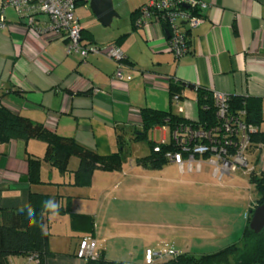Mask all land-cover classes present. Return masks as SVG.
<instances>
[{"label": "crops", "instance_id": "obj_1", "mask_svg": "<svg viewBox=\"0 0 264 264\" xmlns=\"http://www.w3.org/2000/svg\"><path fill=\"white\" fill-rule=\"evenodd\" d=\"M146 1L134 4L127 17L111 30L101 27L87 1L80 0L75 7V16L82 21L83 43H115L126 56L122 81L113 79L116 65L108 57L90 55L82 63L77 54L67 53L66 39L51 32L47 15L35 16L37 33L28 29L14 9L6 8V27L0 30V104L50 132L72 137L101 156L121 149V140L124 150L127 139L135 138L141 128L142 108L170 110L185 120L197 121V89L256 102L264 115V0H204L208 5L203 10L204 20L189 32L188 51L178 58L168 49L160 25H135L137 11ZM171 81L184 85L177 105L170 102ZM157 129L162 133L160 141L168 140V131L160 126L152 131ZM260 130L264 131V124ZM45 149L46 144L36 139L0 142V208H21L30 193L51 196L44 190L43 178V171L51 168L49 164H41L43 183L27 180L28 154L41 158ZM135 159L124 162L120 170H95L90 185L81 187L73 185L78 159L71 157L68 178L57 177L53 183L56 194L50 199L60 207L66 201L73 213L93 217L92 237L104 258L142 264L146 249L168 248L200 255L239 240L245 216L256 199L243 200L241 216L234 210L212 212L207 225H201L198 210L190 211L186 221L179 214L177 221L167 222L163 212L157 220L149 210L136 208V197L154 193L152 181L143 174L147 168L137 165ZM163 168L158 170L163 173ZM55 172L51 170L58 174ZM193 172L186 168L180 171ZM229 179L228 189L234 199L242 200L237 187L246 185L234 175ZM162 185L159 192L163 197ZM226 191L218 197L229 194ZM83 236L80 233L78 241ZM222 243L227 244L218 246ZM52 249L54 257L46 264H86L74 252L58 255L57 248ZM18 257H9L10 264L35 262L28 259L20 263Z\"/></svg>", "mask_w": 264, "mask_h": 264}, {"label": "trees", "instance_id": "obj_2", "mask_svg": "<svg viewBox=\"0 0 264 264\" xmlns=\"http://www.w3.org/2000/svg\"><path fill=\"white\" fill-rule=\"evenodd\" d=\"M135 14V13H134ZM83 36V31H81ZM184 85L178 81L169 83L170 102L172 96L182 93ZM233 111L246 110L245 120L256 127L251 134V144H264V131L260 126L264 124V115L256 102H250L245 98L231 97L229 100ZM198 122L209 126L215 123L214 107L211 94L197 89ZM141 128L136 130L134 139H146L149 131L156 126H168L171 128L180 122H190L172 111H160L152 108L140 110ZM168 119L167 122L165 120ZM196 122V121H192ZM9 139L27 141L36 139L46 144V149L41 158L27 156V180L31 184L43 183L41 180V164L47 163L55 167L59 172L67 171L71 157L78 159V165L73 172V185L89 186L95 170L115 171L120 170L125 162L123 141H120L121 149L107 156H101L93 150L77 143L72 137L60 136L48 131L42 124L14 115L0 104V142ZM151 143V152L135 159L137 165L147 169H161L169 161L165 152L174 150L172 144ZM159 144L160 150L153 148ZM249 183L254 187L257 198L255 205L246 214V224L239 240L216 252L195 255L187 252H178V255L158 261L154 264H264V228L258 233L253 232L248 224L252 210L260 204H264V169L259 168L258 173H249ZM50 200L48 195L30 193L27 204H30L35 212L37 224L30 226L27 218V209L24 212L20 208H0V264H10L11 256H34L36 264H46L54 253L49 250L48 233L45 231L44 215L41 216L43 202ZM61 212L69 214L72 230L92 236L94 231V219L90 215L76 214L67 203L66 209L60 207ZM84 237V236H83ZM86 264H129L120 261L108 260L100 253L96 260L87 261ZM145 264V263H142Z\"/></svg>", "mask_w": 264, "mask_h": 264}, {"label": "built area", "instance_id": "obj_3", "mask_svg": "<svg viewBox=\"0 0 264 264\" xmlns=\"http://www.w3.org/2000/svg\"><path fill=\"white\" fill-rule=\"evenodd\" d=\"M80 0H2L0 5V30L6 27L5 9L11 7L17 15L25 19L29 30L37 32L35 16L45 14L49 17V29L58 37L66 39V52L77 54L82 63L90 55H102L115 62L113 79L125 78L127 58L115 43H83L82 29L75 16V7ZM88 2V0H85ZM204 0H148L142 4L135 17L137 27L147 28L157 23L164 30L168 49L175 57L188 51V34L204 20L203 10L207 8ZM38 33V32H37ZM166 33L168 36H166ZM215 123L209 126L200 122H180L163 130L169 138L159 143L172 144L174 150L165 152L169 162L178 166L180 171L201 172L204 166L218 180L237 170L254 171L258 165L264 169V144L252 146L250 136L257 129L245 120L246 110L233 111L229 94L221 91L211 93ZM179 94L172 96V103H179ZM168 119L165 120L167 122ZM159 151V144L153 148ZM254 164V165H253ZM246 218V216H245ZM96 240L92 236L81 237L75 256L85 262L100 257ZM178 255L174 249L144 251L143 263L154 264ZM29 261H36L29 256Z\"/></svg>", "mask_w": 264, "mask_h": 264}, {"label": "rangeland", "instance_id": "obj_4", "mask_svg": "<svg viewBox=\"0 0 264 264\" xmlns=\"http://www.w3.org/2000/svg\"><path fill=\"white\" fill-rule=\"evenodd\" d=\"M139 1L140 0H112L113 8L119 12V16L116 15L118 17L114 20L113 25L104 26L100 24L101 27L104 29H113L119 20L122 22L127 17L130 8ZM90 12L89 10V14L91 15ZM80 21L81 20H79V22ZM171 104L173 103L171 102ZM161 134V130L157 129L149 131L146 139H127V142L124 144L125 163L128 164L129 161L135 159L136 156L144 157L148 155L151 152L150 140L152 142H159ZM166 138H169V132H166ZM49 167L51 168H47L43 171V178L46 180L44 190H46L47 194L53 196L56 194L55 184L53 183L57 182L55 181L57 177L67 179L70 172L68 167L65 173L59 172L53 166ZM52 169L58 174H52ZM254 171L258 173V165L254 168ZM249 173V170L239 169L231 174L236 177V181H241L242 185H246V187H239L238 185L237 188L239 191H236V193H240L243 198L242 200H235L233 191L228 189V184H231L229 176L225 175L220 181L211 174V169L206 165L199 174L195 172L181 174L176 165L168 162L164 165L163 173L157 169H147L143 173L147 179L152 181L154 194L151 197H136V208L141 211L149 210L157 220H160V213L163 212V220L167 222L177 221L176 215L180 216L179 214H182L184 221H186L190 211L198 210L201 216L199 219L201 225L210 223L211 219L209 218V214L215 211L234 210L235 212H239L241 216L245 208V202L243 200L246 199L249 202L257 198L254 187L249 183ZM49 180H51V183ZM232 184H235V181ZM161 185L163 186V197L160 196L159 192ZM225 190H227L226 192L229 194L222 196L223 198L218 197V195L221 196ZM51 196H49V198ZM66 206L67 203L64 201L62 207L66 209ZM68 216L69 214L67 212H61L60 209L59 214L56 216L50 213L44 215V229L48 233L49 250L52 252V248H57L56 250L60 252L57 253L58 255H71L73 252L76 254L80 233L72 230L68 221ZM225 244L222 243V245L218 246L221 247ZM202 245L206 244L201 243L200 246ZM28 258L27 256H19L18 261L20 263H27ZM31 264H36V262H32Z\"/></svg>", "mask_w": 264, "mask_h": 264}, {"label": "water", "instance_id": "obj_5", "mask_svg": "<svg viewBox=\"0 0 264 264\" xmlns=\"http://www.w3.org/2000/svg\"><path fill=\"white\" fill-rule=\"evenodd\" d=\"M88 3L98 21L104 26H109L112 18L116 16L112 0H88ZM248 226L255 233L264 228V204L254 208Z\"/></svg>", "mask_w": 264, "mask_h": 264}, {"label": "clouds", "instance_id": "obj_6", "mask_svg": "<svg viewBox=\"0 0 264 264\" xmlns=\"http://www.w3.org/2000/svg\"><path fill=\"white\" fill-rule=\"evenodd\" d=\"M27 209V218L30 226H35L37 224L35 212L30 204H24L19 211L24 212ZM60 205L55 200H46L43 202V209L41 211V216L46 213H50L53 216L59 214Z\"/></svg>", "mask_w": 264, "mask_h": 264}]
</instances>
